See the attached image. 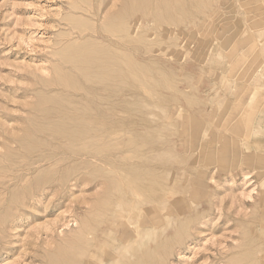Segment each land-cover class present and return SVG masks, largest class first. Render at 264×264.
<instances>
[{
    "label": "rangeland",
    "instance_id": "rangeland-1",
    "mask_svg": "<svg viewBox=\"0 0 264 264\" xmlns=\"http://www.w3.org/2000/svg\"><path fill=\"white\" fill-rule=\"evenodd\" d=\"M92 226L138 234L97 262L264 264V0H0V264Z\"/></svg>",
    "mask_w": 264,
    "mask_h": 264
},
{
    "label": "bare ground",
    "instance_id": "bare-ground-1",
    "mask_svg": "<svg viewBox=\"0 0 264 264\" xmlns=\"http://www.w3.org/2000/svg\"><path fill=\"white\" fill-rule=\"evenodd\" d=\"M163 186H165V185H163ZM94 208H96V207H94ZM93 228H94L93 226H92L91 229L88 227L86 229V231H85V235H89V236H87V237H89V239H85V240L81 239V242H85V243L91 244V249L89 250V252L87 254H82L81 251H79V249H78L79 248L78 240L80 238H77L76 242H74V245H73V248L75 250H74V254L72 256V259H71L72 261H71L70 264H107L104 261H98V262L94 261L92 258H93V256H96V254L100 253L101 255L104 254L107 257V259H108V257H110L113 254V251L117 247H119V245H120L119 243L121 241L125 242V243H123V245L124 244L125 245L126 244L127 245L133 244L134 241H135V239L133 237H136L138 235V234L132 233L131 231L129 233V232H126V230H124L123 233L119 236V238L115 239V243L110 244L112 246L111 247L112 249H109L107 246H102V244L98 243V238H97L98 234L95 233V231L97 229H93ZM124 240H126V241H124ZM83 255H85V256H83ZM134 255H136V253L133 252L132 256H134ZM99 260H101V259H99Z\"/></svg>",
    "mask_w": 264,
    "mask_h": 264
}]
</instances>
